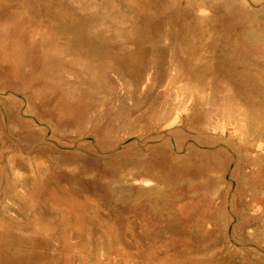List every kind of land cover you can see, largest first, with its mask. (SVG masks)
<instances>
[{"label":"rangeland","instance_id":"rangeland-1","mask_svg":"<svg viewBox=\"0 0 264 264\" xmlns=\"http://www.w3.org/2000/svg\"><path fill=\"white\" fill-rule=\"evenodd\" d=\"M0 264H264V0H0Z\"/></svg>","mask_w":264,"mask_h":264}]
</instances>
